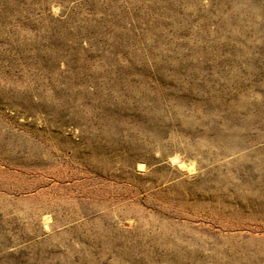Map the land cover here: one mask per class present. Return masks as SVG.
Segmentation results:
<instances>
[{"label": "rangeland", "instance_id": "rangeland-1", "mask_svg": "<svg viewBox=\"0 0 264 264\" xmlns=\"http://www.w3.org/2000/svg\"><path fill=\"white\" fill-rule=\"evenodd\" d=\"M0 264H264V0H0Z\"/></svg>", "mask_w": 264, "mask_h": 264}]
</instances>
